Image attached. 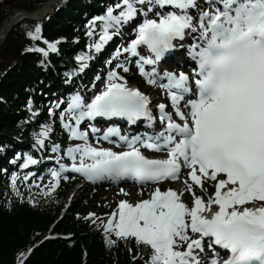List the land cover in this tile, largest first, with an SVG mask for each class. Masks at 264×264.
<instances>
[{"label":"snow or ice","instance_id":"obj_1","mask_svg":"<svg viewBox=\"0 0 264 264\" xmlns=\"http://www.w3.org/2000/svg\"><path fill=\"white\" fill-rule=\"evenodd\" d=\"M205 3L207 7L198 0H118L109 5L88 23L90 38L97 35L99 25V38L89 45L90 51L100 52L126 25H136L135 38L116 49L112 59L117 63L106 79L95 78L103 83L102 89L91 96L77 91L49 108L54 117L66 105L59 112L61 127L69 140L80 142L63 149L52 144L51 151L62 153L60 159L66 157L71 163L51 170L54 183L45 195L61 179L69 178L63 175L66 172L93 183L131 180L155 186L147 199L121 200L106 222L95 213L85 217L94 224L100 221L109 246L132 238L150 248L144 264H264V0ZM40 34L39 25L27 32L32 40L41 39ZM193 34L194 42L187 49L195 62L191 72L161 71L166 55L183 49L186 37ZM43 43L46 48L27 51L47 57L58 51L60 41ZM142 48L146 55L141 54ZM133 58L146 83L165 90L172 111L168 104L159 103L154 114L152 98L129 86L118 69L130 72ZM76 59L83 72L92 56ZM92 88L96 89L95 83ZM97 118L125 120L130 125L146 122L153 133L123 135L117 126L102 130L94 123ZM86 121L87 128L82 129ZM54 124L53 120L41 126L34 148H45ZM101 141L123 150L103 147ZM142 149L166 156L151 158ZM20 158L17 155L11 163ZM38 163L26 153L20 166ZM183 170H187L184 191L161 190V183L180 179ZM16 180L13 174L12 188L20 195ZM206 181L215 187L207 200L195 192L197 187L206 191ZM184 192L191 194V206L182 199Z\"/></svg>","mask_w":264,"mask_h":264},{"label":"trees","instance_id":"obj_2","mask_svg":"<svg viewBox=\"0 0 264 264\" xmlns=\"http://www.w3.org/2000/svg\"><path fill=\"white\" fill-rule=\"evenodd\" d=\"M45 1L0 0V27L15 9L33 11ZM70 10L57 12L46 24V34L49 37L73 36L74 31L69 22L74 18ZM80 14L78 12L76 16ZM32 24L27 21L14 27L0 49V90L1 95L7 99V105L0 103V129L4 132L0 136V142L10 140L11 135L18 132L15 123L19 118L21 105L26 100V86L38 84L41 88L46 87L45 84H40L39 79L46 76L54 78L53 72L45 74L37 67L33 55L23 53L27 40L25 31L28 26L29 29L33 28ZM53 62L58 67L64 64L58 58ZM60 72L58 68L59 75ZM1 162L4 159L0 156V164ZM3 189L4 179L0 175V264H17L22 254L52 228L60 213L62 197L44 200L39 206L31 207L16 200L8 203V199H4ZM76 208L73 210L78 213L80 209ZM57 233L64 237L44 240L33 249L23 264H144L138 259L133 260V255L123 242L109 246L103 239V234L93 230L87 222L76 219L74 214L55 224L52 234Z\"/></svg>","mask_w":264,"mask_h":264},{"label":"rangeland","instance_id":"obj_3","mask_svg":"<svg viewBox=\"0 0 264 264\" xmlns=\"http://www.w3.org/2000/svg\"><path fill=\"white\" fill-rule=\"evenodd\" d=\"M103 193L104 194H99V192H97L95 195L94 194L90 195V193H89V194H87V197H89L91 200H93V202L95 204H98L99 206L100 205H111L112 206L116 203L115 200L118 199V196L114 197L115 200H110L112 197H110V198L106 197V196H108V192H103ZM137 194H138V192L135 193L133 196H136ZM85 195H86V193L82 192V196H85Z\"/></svg>","mask_w":264,"mask_h":264}]
</instances>
